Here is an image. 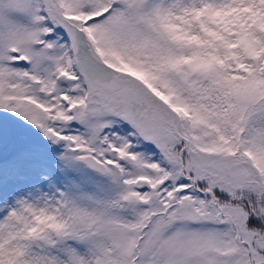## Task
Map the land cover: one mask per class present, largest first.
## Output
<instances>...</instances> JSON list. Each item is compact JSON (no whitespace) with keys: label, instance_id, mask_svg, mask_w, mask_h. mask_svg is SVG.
<instances>
[{"label":"snow or ice","instance_id":"1","mask_svg":"<svg viewBox=\"0 0 264 264\" xmlns=\"http://www.w3.org/2000/svg\"><path fill=\"white\" fill-rule=\"evenodd\" d=\"M0 264H264V0H0Z\"/></svg>","mask_w":264,"mask_h":264}]
</instances>
